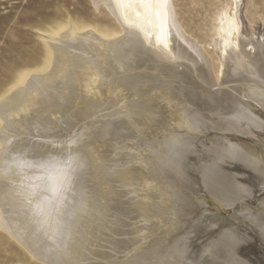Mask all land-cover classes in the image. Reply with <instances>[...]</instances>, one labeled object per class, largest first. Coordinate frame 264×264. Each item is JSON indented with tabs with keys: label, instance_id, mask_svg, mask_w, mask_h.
<instances>
[{
	"label": "bare ground",
	"instance_id": "bare-ground-1",
	"mask_svg": "<svg viewBox=\"0 0 264 264\" xmlns=\"http://www.w3.org/2000/svg\"><path fill=\"white\" fill-rule=\"evenodd\" d=\"M219 1L209 23L197 28L184 17L185 0H90L107 20L62 9L35 24L40 44L11 61L0 80V248L10 253L4 264H145L146 250L129 236L137 227H117L123 223L115 216H127L124 197L136 190L127 184L137 175L132 159L125 161L127 152L155 161L158 145L172 147L169 156L179 164L200 144L202 163L194 178L206 198L225 207L242 196L241 178L222 164L237 159L239 140L231 142L224 132L240 138L264 134V32H254L256 19H264L252 2L244 22L243 0ZM162 132L168 133L153 139ZM246 155L241 158L247 161ZM154 172L142 175L143 183L159 196ZM112 194L123 210L111 207L110 214ZM221 234L205 241L203 264L253 261L237 256L235 245L225 246Z\"/></svg>",
	"mask_w": 264,
	"mask_h": 264
},
{
	"label": "rangeland",
	"instance_id": "rangeland-1",
	"mask_svg": "<svg viewBox=\"0 0 264 264\" xmlns=\"http://www.w3.org/2000/svg\"><path fill=\"white\" fill-rule=\"evenodd\" d=\"M249 2L253 3L254 9L257 12V16L259 18L261 16L264 19V0H243L244 4L242 5V16L244 18L243 17L242 18L244 19V22H246L244 11L246 9L247 3L249 5ZM219 3H220L219 0H185V5L183 7V10L185 11L184 17L187 20H189L190 24L192 23L191 25L195 28L204 26L205 24L209 23L210 18L212 16L213 12L215 11V9L218 7ZM243 7H244V9H243ZM62 9H66L71 15H75V16L82 17V18H88V19L99 18V19H103V20L108 19V16L106 15L105 10H103V8H100L99 10L96 11L95 8H93L90 0H0V77H1L0 80L5 79L4 69H5V67H7V65L11 61L20 60L21 57L22 58L25 57L26 53H29L30 50H32L34 47H36L38 44H40L41 39H40V37H38V34H42V33L36 29L35 24L45 23L47 21V19H50L51 17H53L55 15H59L61 13ZM244 24H245L244 26L247 29H249L248 23H244ZM254 32L256 34L255 37L258 35L257 33L264 32V20L256 19V22L254 23ZM255 37L253 38L254 41L256 40ZM172 66H173L174 70L178 69L177 71H179V72L181 71L182 67L180 65L176 64V62ZM168 74L175 75L173 72H169ZM161 79L167 81V80H173L175 78L162 76ZM208 132H214V130L208 129ZM225 132H224V134H227L226 138L231 139L230 140L231 142L235 143L239 140L238 141L239 143L238 142L237 143L240 144V147L238 145L236 154L239 153L240 156L238 154L235 155L237 157V159H235V160H234V158H228L229 160L230 159L231 160L230 161L228 159L225 160V162L222 163L223 167L228 171L233 170L232 174H234V176L237 179L241 178L240 181L237 179L236 180L238 182H240L241 184H243V188L240 189V196L241 195L242 196L240 198H237V200H235L231 204L232 206L231 205L225 206L226 208L222 207V206L218 207L215 203L213 204V201H211L210 199L208 200L209 197L206 198V196H208L207 192L203 188H201V186L199 185V183L197 181H195L196 180V178H194L195 174H196L195 172H197V170H199V167L201 166V163H202L200 160L201 159V155H200L201 151H199V150H201L200 144L199 145L196 144V147H194V148L192 147L194 152L191 151L190 153H188L186 155V157H184L183 162H180L179 164L177 162H173L172 158L169 156V151L171 150L172 147H167V149H165L166 147H162V146L157 144V143H159L158 141H156L155 143L158 145L157 149L159 152V156H158V159H156L155 161H150L148 159V160H145V162H142L139 155L136 156L134 154L133 155L128 154L129 152H127L125 154V152H123V154H125V161L128 159L129 160L132 159V161H130V162H132L131 167H133L135 169V171H137L136 172L137 175L135 177L136 182H135V180L131 181V182L129 181L130 183L127 181V184L130 185V188H133V189L135 188L136 190H135V193H129L128 195H126V197H124V199H127V200L129 199V202L125 203L126 209L124 208V210H123V208L121 207V205L119 203L120 199H119L118 195H116V194L110 195V197H109L110 199L108 198L106 205H108V207L110 208L109 209L110 214H111V210L113 211V209H111V207H116L118 209L125 211L124 215H127V216H122L121 213L115 214V216H117L116 219H118V221L120 223L122 222L123 225L122 224L117 225V223H115L113 227H116V225H117V227L123 226L122 229H124V230H126L128 228H133L134 226L137 227L138 232L137 233H134V232L130 233L129 236L132 238H137V239H135L137 241L135 243V246L139 247L138 249L144 248V250H146V252H147L146 263H148V264H183V263L184 264H196V263L197 264H203L202 261H203V257L205 254L204 250H203L205 248L204 245H206L207 242H209L211 239L216 238L217 233L218 234L222 233L221 235L222 236L224 235L223 238L225 237V235L227 236V238L225 237L226 239L225 238L223 239V243L226 244L225 246L229 247L231 245L230 247L232 248V246L234 247V245H235L234 251H235V249H237L235 251V254L238 253V255L241 256L242 258L244 257L243 259H247L249 261H251L252 259H253V261L255 260L254 261L255 263L253 261H251L250 264L251 263H253V264H259V263L264 264V251H263V249H264L263 248L264 247V206H263L264 205V200H263L264 189H261V188H264V170H263L264 169V162H263L264 161V159H263L264 148L261 146L263 141H264V134L261 133V135H258L259 134L258 133V134H256L257 135L256 136L255 134L253 135V134L248 133L246 135L243 134L244 136L241 135V138H240V137L235 136V134L233 135V132H231V131H225ZM227 132H229V133L231 132L232 136L230 137ZM165 133H168V132H162V134H158L155 137H153V136L152 137H153V139L160 140V138H162ZM258 136L260 137L259 138L260 140L258 139ZM254 137H255V139H254ZM247 138H248V140H247ZM249 138H250V140H249ZM240 141H241V143H240ZM241 145H242V148H241ZM147 146H149V145H147ZM147 146H145V147H147ZM255 146H257V147L255 148ZM145 147L142 146V148H145ZM248 147H250V148H248ZM240 148H241V150H240ZM246 148H248V151ZM243 149L245 150V152L250 153V158L247 157L249 155H246V158H248L247 161L244 160L243 158H241L242 153L245 155V152H243L244 151ZM249 149H252V150H249ZM257 150H258V152H254ZM136 152H137V154H141L143 151L140 148V150L136 149ZM261 152H262V154H261ZM256 153H259L260 155L257 154L258 156L256 157V155H255ZM143 154L145 155V153H143ZM258 157H259V159H258ZM256 158H257V160H256ZM241 159H243V160H241ZM190 161H191V164L189 163ZM242 161L245 163H243ZM229 162H231V163H229ZM254 162H255V164H254ZM227 164H229V165L232 164V165H230L231 166L230 167ZM249 164H251V165L249 166ZM143 165H146L145 168L147 167L148 171L152 170L154 172V170H155L154 175L157 179V181L156 180L155 181L159 182L161 185V187L158 188L159 191L161 192V194L159 196L155 193V191H153L154 190V189H152L153 186H150L151 187L150 188V187H146L144 185L142 175L147 176L148 171H147V169H143ZM186 165H188V167ZM237 165H239V166H237ZM257 166L261 170H263V172L262 171L260 172V170ZM233 167L236 169H234ZM244 167H246V169H244ZM252 167H254V168L252 169ZM242 169H243V171H242V173L240 172L241 173V175H240L239 171ZM171 171H173V172H171ZM244 171L246 173H244ZM236 172H238V175ZM183 173H185L187 175L185 176ZM247 173L249 175H247ZM138 174H140V175H138ZM242 174H243V176L246 175L245 178L242 176ZM255 174H258V175L256 176ZM250 177H251V179L252 178L253 179L251 180ZM258 177H260V178H258ZM249 179L251 180L252 184L249 183L250 182ZM261 179H263V180L260 181ZM245 181L246 182L248 181V182L244 184ZM253 181H254V184H253ZM127 184L125 183V185H127ZM131 184H133V185H131ZM141 184H142V187H140ZM123 185H124V183H123ZM190 185L192 188L190 187ZM244 185H245V187H244ZM246 185H248V186H246ZM137 187H138V189H137ZM256 187H258V188H256ZM259 189H261L262 192ZM139 190H141V191L138 193ZM249 190L252 191L251 192L252 194L250 193ZM253 190H255L257 192L255 193V191H253ZM203 191H205V192H203ZM259 193H261V194H259ZM136 194H137V196H136ZM152 194L154 197L152 196ZM164 194H165V198H164ZM147 195H149L151 197H148ZM257 195L259 196L260 201H258L259 199L257 200V198H258ZM142 196H144V197H142ZM252 196L255 197L254 200L252 199L253 198ZM262 196H263V198H261ZM241 198L242 199L246 198V199L242 200ZM247 199L249 200V203L247 202L248 201ZM114 200H116V202H114ZM136 200L139 203L138 206L140 205L141 207L137 206ZM205 200L206 201L208 200V201L206 202ZM108 201H110L111 204ZM253 201L255 202V204H253L254 203ZM256 202H258L257 204H259V206L262 209L259 206H256L257 205ZM144 206H145V208H144ZM154 206L158 210V212L156 214L153 212V210H151L152 207L155 208ZM211 207L213 209L216 208L215 210H217V211L213 210ZM258 207H259V209H257ZM207 209H210V210L208 211ZM254 209H256V211L260 210L261 213H259V211L256 212ZM211 210H212V212H211ZM218 210H219V212H218ZM191 212L194 214H192ZM209 212H211V213H209ZM212 215H214V216H212ZM217 215H218V218H217ZM251 217H254L255 219H253ZM203 219H204V221H203ZM213 219H214V222L212 223L211 221H213ZM221 219H222V221H221ZM106 221L107 220L103 218L100 222V225L106 224ZM142 221H143V223H141ZM207 221L209 224L207 223ZM158 222H160V223H158ZM217 222L220 223L221 225H219ZM221 222L223 223V225ZM252 223H254V224H252ZM138 227H139V229H138ZM203 227L205 230L203 229ZM218 228H220V229H218ZM212 230H214V231H212ZM220 230H221V232H219ZM227 231H228V233H227ZM252 231H253V233H252ZM249 232H250V235L248 234ZM205 233L208 234V236H206ZM240 233H242V234H240ZM255 233H257V234H255ZM213 234H214V237H213ZM243 234H244V236H243ZM258 234L261 235V237H258L259 236ZM251 235H253V236L251 237ZM137 236L138 237L140 236L139 239ZM228 236H229V238H228ZM246 236H248V237H246ZM180 237H181V240H179ZM202 237H203V239H202ZM132 238H130L131 239L130 243H133ZM177 238H179V239H177ZM204 238H206V240ZM240 238H242V239L240 240ZM252 238H254L255 241ZM186 239H187V241H186ZM198 239H199V241H198ZM170 240L173 242H171ZM242 240H243V242H242ZM205 241H207V242H205ZM257 241L259 243H262V244L256 243ZM231 242H233V243L238 242V243L237 244L234 243L232 245ZM252 242H255L256 245L255 244L254 245L253 244H247V243H252ZM183 243H185V244H183ZM194 243H196V244H194ZM228 243H229V245H228ZM217 244H219V243H217ZM217 244H216V246H217ZM246 244H247V246H246ZM237 245L238 246L240 245L241 247L243 246V248L245 245V249H242V248L238 249L240 246L238 247ZM250 245H253V247ZM257 245H259L260 248ZM249 247L252 249L253 254L250 253L251 251H247L248 249L250 250ZM2 248H0V264H4L6 259L10 256V253L2 251L3 250ZM216 248H215V250H216ZM241 249H242V251H241ZM255 249H256V251H255ZM209 250L212 251V250H214V248L213 249L211 248ZM243 252H245L244 256L241 255V254H243ZM251 255L254 257L256 256L257 258L254 259V257H251ZM247 256L249 257V259ZM258 256H260L261 258H259ZM245 257H247V258H245Z\"/></svg>",
	"mask_w": 264,
	"mask_h": 264
}]
</instances>
